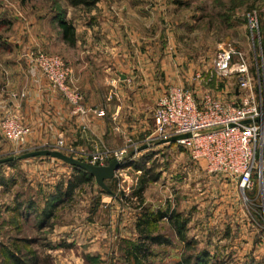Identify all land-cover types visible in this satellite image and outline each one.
<instances>
[{
    "label": "rangeland",
    "instance_id": "rangeland-1",
    "mask_svg": "<svg viewBox=\"0 0 264 264\" xmlns=\"http://www.w3.org/2000/svg\"><path fill=\"white\" fill-rule=\"evenodd\" d=\"M34 1L36 0H0V19L7 21V15H13L20 8L34 7L31 6ZM65 1L39 0L32 5L38 6L37 3H40V7L49 5L60 9L66 6ZM100 1L103 0H98ZM138 1L146 11L154 8L164 14L165 20H161L160 26L166 23L175 29L187 27V59L193 60L195 67L199 65L197 70L211 71L214 56L223 45L230 44L242 51L248 61L255 94L264 103V0ZM205 64L211 66L206 67ZM236 86L237 79L232 76L226 80L214 79L206 88L214 97L227 102L234 99L233 90ZM151 128L141 145H148L149 152H144L137 158H134L136 153H133V157L128 158L141 165V159L147 156L143 165L149 170L150 176H157L156 182H148L143 190L141 205L133 192L139 187L143 174L127 167L113 179L116 188L126 197L125 202L120 203L112 197L99 194L95 184L85 185L57 209L44 228L39 229L37 214L44 208L55 186H65L71 176L70 167L55 159L53 164L56 166L41 172H33L24 161L14 166L0 165V182H3L0 185V243L7 244L9 241L8 246L13 250L11 242L14 239L27 240L31 243L29 246H24L22 242L16 243L20 252H38L40 261L45 264L51 261L50 264H53V258L43 254H47L46 250L54 245L71 243V240L66 242L70 235L78 242V245L72 244L73 249L86 247L91 235L108 236L111 232V213L124 221L122 231L116 235L135 240L134 222L131 223L134 215L147 207L155 211L166 206L172 209L170 211L176 208V211H182L183 219L184 216L187 217L185 234L196 243V251H188V254L206 252L209 255L207 264H264L262 184L254 183L252 190L243 193L235 183L229 181H224L229 186L222 188L218 178L207 175L204 168L192 161L179 146L169 144L167 148L156 149L155 143L146 144ZM29 150L25 148L23 152ZM10 151V148L6 149L0 158L11 156ZM133 151L130 150L127 156ZM32 160L38 161L39 158ZM48 160L44 158L41 161L50 162L51 159ZM262 169L264 171V162ZM28 199L35 204L34 209H28L23 214L21 210L18 217L21 219L14 222L13 209L18 203ZM119 204L124 208L122 215ZM95 206L98 211L91 216L90 211ZM115 224L119 226V222ZM154 229L153 233L166 235L170 245L153 246V256L145 260V263L177 264L184 253L183 245L176 240L165 221L157 223ZM113 241L118 248L117 241Z\"/></svg>",
    "mask_w": 264,
    "mask_h": 264
},
{
    "label": "crops",
    "instance_id": "crops-1",
    "mask_svg": "<svg viewBox=\"0 0 264 264\" xmlns=\"http://www.w3.org/2000/svg\"><path fill=\"white\" fill-rule=\"evenodd\" d=\"M38 1L31 2L34 7L7 15V21L0 19V119L11 111L17 114L29 129L27 150L56 149L62 141L64 150L81 158L83 153L101 148L118 149L129 138L142 145L160 95L170 86L198 89L192 76L199 65L195 67V62L187 59L186 25L180 29L166 23L160 26L164 14L154 8L146 11L138 0H103L89 12L71 7L67 1L60 9L32 5ZM61 22L65 25L60 26ZM38 50L61 57L71 70L83 105L102 108L105 116L74 114L33 66L30 54ZM167 146L160 144L156 149ZM8 148L11 150L0 136V156ZM144 152L149 150L136 153L134 158ZM41 160L24 162L33 172L56 166L52 159ZM218 181L222 188L229 186ZM52 191L54 194L56 186ZM119 205L122 215L124 208ZM98 207L94 213L90 211L91 216ZM166 209L172 212L166 206L159 210ZM176 212L181 215L182 211ZM109 218L108 236L91 235L86 247L73 249L76 241L70 235L66 242L71 243L54 245L43 256H51L53 264H125L124 249L135 240L116 235L122 231L123 218L119 220L112 213ZM135 218L137 213L131 223L135 224ZM118 222L119 226L114 225Z\"/></svg>",
    "mask_w": 264,
    "mask_h": 264
},
{
    "label": "built area",
    "instance_id": "built-area-1",
    "mask_svg": "<svg viewBox=\"0 0 264 264\" xmlns=\"http://www.w3.org/2000/svg\"><path fill=\"white\" fill-rule=\"evenodd\" d=\"M30 59L74 114L105 116L104 109L83 105L79 89L72 82L71 70L61 57L38 50L30 54ZM232 76L237 79L233 100L221 101L206 88L214 79L226 80ZM192 79L198 85L197 90L170 86L157 99L152 132L145 143L152 145L188 135L172 144L185 150L207 175L235 183L242 193L252 190L255 180L263 182L264 103L255 94L246 55L233 45H223L214 56L211 71L197 70ZM246 121L251 122L244 124ZM28 133V127L16 113L11 111L0 119V136L10 145L11 155L24 153ZM141 147L129 138L121 148H101L93 153H83L81 158L64 150L62 141L54 150L90 165L105 166L113 159L124 161L130 150L137 153Z\"/></svg>",
    "mask_w": 264,
    "mask_h": 264
},
{
    "label": "trees",
    "instance_id": "trees-1",
    "mask_svg": "<svg viewBox=\"0 0 264 264\" xmlns=\"http://www.w3.org/2000/svg\"><path fill=\"white\" fill-rule=\"evenodd\" d=\"M67 3L73 8L83 9L85 12H89L93 10L98 3V0H66ZM60 11V10H59ZM64 12H62V15ZM61 16V15H59ZM60 26H64L65 22L59 23ZM64 31H68L65 27ZM67 33V32H66ZM263 67H264V55H263ZM46 149V148H45ZM133 154H130L124 160L123 168H133L136 171H140L143 176L139 181V187L134 191L133 196L138 200V203L141 205L142 203V193L145 189L148 182H156L157 176L149 175V170L146 169L143 165V161H145L148 157L144 156L140 162L141 165L136 163V161H132ZM1 159V158H0ZM146 162V161H145ZM16 163H8L6 166H14ZM71 176L66 181L64 187L59 185L56 187V191L54 194L49 196V199L46 201L44 208L37 214L38 217V227L39 229L44 228L49 220H51L54 216V212L56 208L65 202H67L74 194L76 190H79L85 185H94V179L89 174L81 171L79 169L71 168ZM149 177V178H148ZM263 180V190H264V171L262 174ZM255 183L257 181L255 180ZM3 182H0L2 185ZM96 185V184H95ZM107 187L111 191L112 194H108L98 188V193L114 197L116 200H120L121 202H125L126 197L120 192L118 193V188H116L115 181H107ZM254 197V196H253ZM258 200V199H257ZM35 204L33 201H29V199L25 202L18 203V205L13 209L12 220L14 222H18L21 218V210L22 214L28 209H34ZM97 206L91 209V212L94 213ZM258 209H260L258 207ZM20 210V211H19ZM142 211L137 213L136 222L134 224V231L136 233V238L133 243H130L124 249L123 261L125 264H146L145 260L149 259L150 256H153L152 247L153 246H168L170 245V240L166 235H161L159 233H153L156 224L162 220H167L172 232L174 233V237L183 245L184 253L182 254L181 259L177 264H207V260L209 255L206 252H197L195 255L188 254L187 252L192 251L195 252L196 243L194 240H191L185 234V228L187 224V220L183 219L182 216L176 212L172 211L170 213L165 211L156 209L155 211L149 210L147 208L141 209ZM12 215V216H13ZM20 240V241H17ZM13 241V240H10ZM9 242V241H8ZM0 243V264H39L40 260L38 254L35 251L26 250L23 253L20 252V249L17 247L16 243L22 242L24 246H29L31 243L27 240L22 239H14L11 250L8 246V243ZM15 242V243H14ZM25 248V247H24Z\"/></svg>",
    "mask_w": 264,
    "mask_h": 264
},
{
    "label": "water",
    "instance_id": "water-1",
    "mask_svg": "<svg viewBox=\"0 0 264 264\" xmlns=\"http://www.w3.org/2000/svg\"><path fill=\"white\" fill-rule=\"evenodd\" d=\"M255 121H259V120H255ZM250 122L251 121H246L244 122V124H248ZM187 137L188 135L172 137L170 139L161 141L160 143H156V145L167 144V143L172 144V143H175L176 140L187 138ZM146 149H148V146H143L140 149H138L137 153L143 150H146ZM34 158L55 159L71 168L84 171L85 173L93 177L96 186L100 190L108 194H112V193L107 187L106 182L112 181L115 178L116 172L120 169H124L123 168L124 161H118V160L113 159L105 166H94L86 162L74 159L72 156H67L63 154L62 152L58 150H54V149H37V150L24 152L18 156H13V155L7 156V157L0 159V165H5L8 163H18V162H22V161H26V160L34 159ZM114 197L115 196H113V198Z\"/></svg>",
    "mask_w": 264,
    "mask_h": 264
}]
</instances>
